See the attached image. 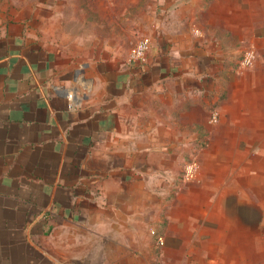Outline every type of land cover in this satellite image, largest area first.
Masks as SVG:
<instances>
[{"label": "crops", "instance_id": "crops-1", "mask_svg": "<svg viewBox=\"0 0 264 264\" xmlns=\"http://www.w3.org/2000/svg\"><path fill=\"white\" fill-rule=\"evenodd\" d=\"M44 7L0 28V264H163L155 237L179 248L180 212L149 195L143 169L180 146L166 70H140L127 37L85 34ZM232 7L244 35L264 37V0H233L204 24L224 32Z\"/></svg>", "mask_w": 264, "mask_h": 264}, {"label": "rangeland", "instance_id": "rangeland-1", "mask_svg": "<svg viewBox=\"0 0 264 264\" xmlns=\"http://www.w3.org/2000/svg\"><path fill=\"white\" fill-rule=\"evenodd\" d=\"M232 1L195 0L193 25L194 0H0V28L47 6L71 27L81 22L85 34L127 37L131 52L140 39L149 41L148 63L137 67L166 70L163 93L180 101L169 123L182 135L178 152L164 163L151 154L143 169L149 195L169 208L175 201L180 212L179 248L155 237L163 264H264V122L254 111L264 89V37L244 35L237 7L224 32L203 21Z\"/></svg>", "mask_w": 264, "mask_h": 264}, {"label": "built area", "instance_id": "built-area-1", "mask_svg": "<svg viewBox=\"0 0 264 264\" xmlns=\"http://www.w3.org/2000/svg\"><path fill=\"white\" fill-rule=\"evenodd\" d=\"M150 43L147 39H140L134 50L131 52L129 57L130 64L134 66H141L148 63V60L150 58ZM251 55V54H250ZM251 57H247V60H249ZM159 244L164 245V242L162 239H158Z\"/></svg>", "mask_w": 264, "mask_h": 264}]
</instances>
